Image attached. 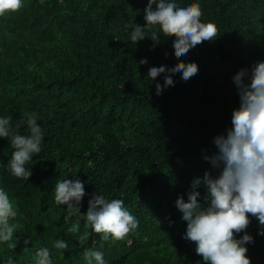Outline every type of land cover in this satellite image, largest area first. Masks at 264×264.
<instances>
[{
    "label": "trees",
    "instance_id": "1",
    "mask_svg": "<svg viewBox=\"0 0 264 264\" xmlns=\"http://www.w3.org/2000/svg\"><path fill=\"white\" fill-rule=\"evenodd\" d=\"M175 2L198 4L201 22L218 29L213 41L179 59L175 38L158 26L144 31L149 37L157 31L159 43L131 41L134 28L126 25L145 26L148 0H23L18 12L0 16V118L10 117L15 127L35 113L43 132L41 151L26 165L28 180L10 173L14 149L0 138V188L16 211L9 222L17 243L12 250L0 242V264H36L41 248L50 250L52 264H87L86 248L101 251L104 264H205L184 239L187 222L175 202L187 201L192 181L212 170L204 157L216 152L214 138L226 135L239 107L234 75L264 61V0ZM180 61L195 62L198 73L187 81L175 73V85L156 95L164 74L152 80L149 68ZM19 132L30 134L26 124ZM77 178L85 190L81 214L101 194L123 200L138 228L115 242L88 228L81 245L68 228L79 221L85 231L83 217L66 221V205L54 199L58 181ZM197 191L205 206L206 189ZM249 219L254 242L244 245L247 256L264 264V235ZM58 239L68 247L55 249Z\"/></svg>",
    "mask_w": 264,
    "mask_h": 264
},
{
    "label": "clouds",
    "instance_id": "2",
    "mask_svg": "<svg viewBox=\"0 0 264 264\" xmlns=\"http://www.w3.org/2000/svg\"><path fill=\"white\" fill-rule=\"evenodd\" d=\"M155 5V9L153 8ZM23 0H0V16L6 13L18 12L23 7ZM144 11L146 24L126 25L133 27L130 39L138 43L146 37L159 43L157 31H151L150 37L144 29L158 26L165 37L175 39L172 42L174 55L178 59L198 44L213 41L218 29L214 23H203L198 4L191 3L180 6L175 0H148ZM167 55V54H165ZM147 64L146 59L140 61ZM199 71L195 62H178L172 67H151L148 76L155 80L164 74V83H157L156 95L164 89L175 85L174 74L182 73L184 81L195 76ZM239 95V107L234 109L231 117V127L226 135L214 138L216 152L205 156L211 165V171H206L202 178H196L191 183L187 193V201L183 196L176 200V207L182 213L181 219L187 222L184 239L196 245L197 255L203 258L205 264H251L247 256V247L253 243V237L246 232L250 224L249 216L255 217L264 235V61L257 62L249 72L242 68L234 77ZM26 119H21L13 127L10 117L0 118V138L10 139L14 149L8 161L10 173L19 179L28 180L32 172L26 167L33 154L41 151L43 132L37 124L35 113H25ZM26 124L29 133L21 135L19 129ZM213 171L215 175H213ZM203 185L206 189V205L202 206L197 189ZM54 199L57 205H66L67 221L70 217L82 216L85 221V231L81 233L77 221L68 228L81 245L89 239L88 228L97 234H103L107 241H121L139 226V221L125 207L121 199L108 200L101 194H93L88 200L87 211L81 214V202L85 196L84 183L80 179H64L58 181L54 189ZM16 216V211L7 192L0 188V242L7 243L9 249L15 250L17 243L13 240L16 225L10 224V218ZM244 233L239 239L237 234ZM27 245L29 241H24ZM53 247L57 250L66 249L67 242L56 240ZM27 251V249H24ZM104 254L94 248H86L83 257L87 264H104ZM9 264H12L11 259ZM36 264H52L48 248L36 252Z\"/></svg>",
    "mask_w": 264,
    "mask_h": 264
}]
</instances>
